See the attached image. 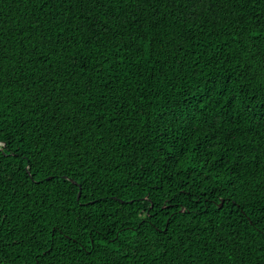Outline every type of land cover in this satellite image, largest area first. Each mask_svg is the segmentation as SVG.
<instances>
[{"label":"trees","instance_id":"1","mask_svg":"<svg viewBox=\"0 0 264 264\" xmlns=\"http://www.w3.org/2000/svg\"><path fill=\"white\" fill-rule=\"evenodd\" d=\"M0 81V264H264V0H0Z\"/></svg>","mask_w":264,"mask_h":264},{"label":"snow or ice","instance_id":"2","mask_svg":"<svg viewBox=\"0 0 264 264\" xmlns=\"http://www.w3.org/2000/svg\"><path fill=\"white\" fill-rule=\"evenodd\" d=\"M85 2L92 3L93 0H85ZM100 2L105 3V2H107V0H100ZM133 2L139 3V2H141V0H133ZM155 19H156L155 16H153V23H155ZM3 87H5V85L3 84V81H0V88H3ZM233 99H235V97H233ZM255 103H256L255 97H253L249 100V104L255 105ZM259 103H260L261 110L264 111V98H262ZM192 106H193V102L189 101L187 104L177 103L173 106L168 107L165 110H162V112H161V114H159V116H160V123H161L162 127L164 128V130L167 132H173V128L166 121H172L174 119L173 113L179 112L181 115H183L185 110L190 109ZM200 107H203V105H200ZM118 115H119V113H117V116ZM112 119H113L114 123L117 122L116 117H113ZM175 119L177 122H179V117H176ZM260 119L262 121H264V115H261ZM208 123L210 125H212L213 127H215V121L214 120L210 119L208 121ZM165 139H166V137H165ZM8 147H9L8 142L0 141V159H7V156L5 155V153L7 152ZM42 162H43V158H41V160L38 161L36 164L28 163L26 165V171L29 173L30 176H31L34 168H36V169L40 168ZM56 167H59V162H57ZM49 170H52L51 165H49ZM59 176H60V174L57 173V175H54L50 178L45 176V177H42V179H49V182H50L52 179H57ZM63 179L67 180V182L69 184H71L73 182L71 176L67 175V173H65L63 175ZM79 190L81 192H83V188H80ZM87 203H88V201H87V199H85L84 204L86 205ZM53 227L56 229L57 232L60 233V238H64L66 236V234L64 233V231L60 227V225L56 224V225H53ZM55 241H56V236H55V232H53L52 233V243L50 244V246L48 248H46L44 250L43 253H37L36 254V259L34 260L33 264H36L37 260L52 261L57 257V252L53 250L56 247Z\"/></svg>","mask_w":264,"mask_h":264},{"label":"water","instance_id":"3","mask_svg":"<svg viewBox=\"0 0 264 264\" xmlns=\"http://www.w3.org/2000/svg\"><path fill=\"white\" fill-rule=\"evenodd\" d=\"M219 206H221V204Z\"/></svg>","mask_w":264,"mask_h":264}]
</instances>
